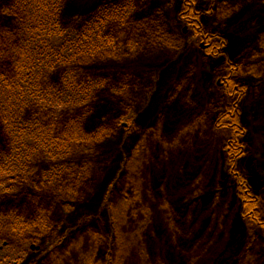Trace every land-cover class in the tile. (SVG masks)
<instances>
[{
  "label": "rangeland",
  "instance_id": "1",
  "mask_svg": "<svg viewBox=\"0 0 264 264\" xmlns=\"http://www.w3.org/2000/svg\"><path fill=\"white\" fill-rule=\"evenodd\" d=\"M120 1L66 0V24ZM182 1L121 6L129 31L81 67L103 81L88 128L105 129L76 152L74 181L45 195L26 186L5 196L3 211L30 218L43 211L50 224L0 235V264H81L83 254L87 264H264V232L243 221L228 172L234 168L226 167L228 131L215 128L223 59L183 17ZM10 3L0 0L3 35L15 30L14 15L4 11ZM197 5L207 29L225 35V56L245 62L236 74L247 130L240 167L264 196V0Z\"/></svg>",
  "mask_w": 264,
  "mask_h": 264
},
{
  "label": "trees",
  "instance_id": "2",
  "mask_svg": "<svg viewBox=\"0 0 264 264\" xmlns=\"http://www.w3.org/2000/svg\"><path fill=\"white\" fill-rule=\"evenodd\" d=\"M65 3L66 0H11L4 9L14 15L16 23L13 33L0 34L1 210L6 195L16 197L25 192L26 186H36L45 195L51 186L74 181L76 152L105 129L103 124L95 130L88 128L90 106L103 81L83 75L81 67L87 59L112 51L119 33L129 31L127 9L121 7L128 5V0L102 4L76 25L66 24ZM197 3L198 0H183L180 11L201 39L210 41L212 56L223 59L225 93L216 110L215 128L221 133L228 131V136L223 137L222 152L228 170L234 168L228 172L234 180L240 215L252 230L264 232V196L240 167L247 130L242 125L239 105L244 88L236 74L243 70L245 62L225 56V35L207 29L204 12ZM69 109H74L69 116L58 115ZM40 165L42 170H37ZM17 191L21 193L15 194ZM1 210L2 236L25 234L31 226L43 225L45 230L50 224L43 211L30 218L14 209ZM88 262L89 256L83 254L80 263ZM226 263L228 259L223 260Z\"/></svg>",
  "mask_w": 264,
  "mask_h": 264
},
{
  "label": "flooded vegetation",
  "instance_id": "3",
  "mask_svg": "<svg viewBox=\"0 0 264 264\" xmlns=\"http://www.w3.org/2000/svg\"><path fill=\"white\" fill-rule=\"evenodd\" d=\"M208 46L210 47V46H211V44H208V45H207V47H208Z\"/></svg>",
  "mask_w": 264,
  "mask_h": 264
}]
</instances>
